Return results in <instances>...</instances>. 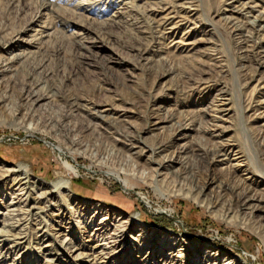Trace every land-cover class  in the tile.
<instances>
[{
    "label": "rangeland",
    "instance_id": "374dc122",
    "mask_svg": "<svg viewBox=\"0 0 264 264\" xmlns=\"http://www.w3.org/2000/svg\"><path fill=\"white\" fill-rule=\"evenodd\" d=\"M181 1L0 0V264H204L205 251L217 264H264V208L248 215L231 192L245 168L207 151L226 101L222 140L264 197L263 120L248 110L264 57L250 46L264 31L226 0ZM85 103L112 114L100 124ZM177 122L188 128L172 131ZM162 140L174 157L159 176ZM73 243L94 253L75 256Z\"/></svg>",
    "mask_w": 264,
    "mask_h": 264
},
{
    "label": "bare ground",
    "instance_id": "6f19581e",
    "mask_svg": "<svg viewBox=\"0 0 264 264\" xmlns=\"http://www.w3.org/2000/svg\"><path fill=\"white\" fill-rule=\"evenodd\" d=\"M182 1H184V0H182ZM257 1L258 0H226V2L224 1L225 5L227 7L225 10H228L231 13H238V15L240 14V15L244 16V19H246V22L244 21L245 24L244 23L243 24L246 25V28L248 30L253 29V31H254V29L255 30L259 29V30L264 31V8H261ZM181 2H179V3H181ZM263 2L264 1H262V3ZM174 3L171 4V6H172L171 8L174 9L173 12H176L177 11L176 10L177 5H175L176 3L175 4ZM184 12H185V10H184ZM170 13H171V11L167 12V14H170ZM177 14H178V11H177ZM185 15H187V14H185ZM169 17L168 16L164 17V19L169 18ZM167 22H168V19H165L163 21L164 24H166ZM168 24H170V22ZM250 48L254 49V50L258 49V50L264 51V43H258L256 45L255 44L251 45ZM259 62L260 63L258 64V73H257L258 77L256 79V87H259V89L257 91L258 92L257 93L258 99L254 100L252 102L253 104L251 103V105H249L250 107L248 108V110L253 111L252 112L253 114L252 115L250 114L253 119L258 120V121H259V119L263 120V124H261L263 126V129L259 131V133H260L259 138H260L261 144L264 145V135H263V133H264V57H262L261 61H259ZM225 102L226 101L221 100L217 106L216 113H218L219 117H214L213 121H216V122H213L214 124H212V126H213L212 130H213V133H215L212 136L215 137V140H213V144H212L213 147L207 151L210 152V154L212 156V160H217V162H219L220 165H224L225 169L231 170V169H236V168H245L244 171H246V172H243V174H245L246 176H243V177L242 176L241 177L236 176V178L238 177L236 179L237 183L231 192H233L234 195L237 197L236 200L238 201V203H240V208L244 209L243 211L248 210V212H247V213H249L248 215H252L253 212L255 211V209H258V208L263 209L264 208V204H263L264 203V197L259 192H257L256 189L253 188L252 184L255 183L256 179H255V175L247 168V167H249L247 157L243 154V152L241 150H238V148H237V150H233V148H232L233 145H229V144H227L228 142H225L224 140H222V136H223L222 133L224 130L220 129L221 126L219 124H217L218 123L217 119L223 120L226 122L227 119L230 118L229 113L231 112L229 110V108H226L227 104ZM82 106H83L82 108L85 109L89 115H91L93 120L98 121V123H100V124H101V121H103V120L105 121L107 118H109V115L112 114L111 109H106V108L101 109V108H98L96 105L91 104V103H85ZM245 111H246V109H245ZM222 116H225L226 118L221 119ZM153 117H155V119H156L153 123V126L155 127L156 130H161L163 128V126H162V123L164 122L163 120H165V119L158 117V113H154ZM181 128H188V127H184V125H182L181 122L180 123L177 122L176 125L173 126L172 131H176V130L181 129ZM222 129H223V127H222ZM126 141H128V143L126 145H127V151L130 153V155H134V154L139 155L140 153L138 151L133 152V153H132V151L136 150L135 148H140V150H142L143 147L136 146L133 142H131L128 139H126ZM169 147H170L169 143L164 142V140L159 141L156 145V150L158 151V154H163L162 158L159 161H154L157 164V168L155 169L156 174L159 176L165 175L164 171L167 170L170 166V163H167V162H170V160L172 161V159L174 157V155L172 156V155H168V153H164L168 150ZM55 148L58 149L57 147H55ZM58 151H60V150L58 149ZM142 152H144V151H141V153ZM64 166L67 170H69L73 173H76L75 168L72 167L71 165H68V163L64 164ZM10 172H14L12 177H13V182H15V184L18 186L17 188L24 192V190L27 186H26V183L23 182L24 181L23 177H21V176L18 177L19 175L15 173V172H18L17 170H11ZM220 188L222 189V191L228 190V188L226 186H221ZM203 189L200 190L199 194L202 193ZM45 193H46V191L44 193H39V195H36V197L33 198V200L30 202V204H32L31 206L28 207L29 203L27 204V202H26L25 206L28 207L29 210L36 208L39 204H41V199L44 197ZM9 211H10V214H8V215H10V216L16 215L11 210H9ZM22 211L26 212L25 215H28L29 211L27 209L22 210ZM18 213H20V212H18ZM4 215L7 216V213ZM20 215H21V213H20ZM25 219H24V217L20 218V219L17 218L14 220V222L15 223L17 222V224L20 225L22 223V220H25ZM14 222H13V224H14ZM3 226H8V225L6 224V222H3ZM95 230H96V232L99 231V229H95ZM117 230H118L117 227H115L112 234L116 235ZM5 232H6L5 229H4V231L0 229V237L5 236ZM95 233H93V234L95 235ZM117 236H118V234L115 237H117ZM162 239L164 240L163 237H162ZM172 239H174V237H167L166 236V240H164V241H168V240H172ZM65 242H68V239H65ZM70 242L71 241L69 240V243ZM173 244H175V242ZM176 244H177V246H179L178 242ZM100 245H102V244H100ZM70 248H72L71 252L78 251L75 255L78 257H81L82 255H86V256L92 255L94 253V249H95V247H93V248H90L88 251V249L87 250L83 249V247H81L78 244H74V243L71 245ZM205 252L208 254V259H206L207 262L204 264H217L216 260H217V257L219 256V253L214 252V251H212V252L205 251ZM177 256H179V255H177ZM164 258L166 261V255ZM165 261L163 260V262H165ZM166 263H167V261H166ZM189 264H192V262H190ZM194 264H197V262ZM222 264H234V261H232L231 259H228V260L224 261Z\"/></svg>",
    "mask_w": 264,
    "mask_h": 264
}]
</instances>
